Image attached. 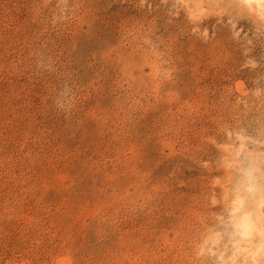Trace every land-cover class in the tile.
Wrapping results in <instances>:
<instances>
[{"label":"rangeland","instance_id":"rangeland-1","mask_svg":"<svg viewBox=\"0 0 264 264\" xmlns=\"http://www.w3.org/2000/svg\"><path fill=\"white\" fill-rule=\"evenodd\" d=\"M261 3L0 0V264H264Z\"/></svg>","mask_w":264,"mask_h":264},{"label":"bare ground","instance_id":"bare-ground-1","mask_svg":"<svg viewBox=\"0 0 264 264\" xmlns=\"http://www.w3.org/2000/svg\"><path fill=\"white\" fill-rule=\"evenodd\" d=\"M245 2H247V3H253V2H255V3H259L261 0H244ZM262 9L264 10V0H262ZM260 4V5H261ZM259 8V7H258ZM260 9V8H259ZM261 11V10H260ZM255 256V255H254Z\"/></svg>","mask_w":264,"mask_h":264}]
</instances>
